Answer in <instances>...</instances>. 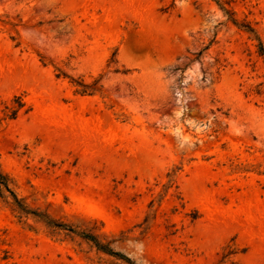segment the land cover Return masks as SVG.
<instances>
[{"label":"rangeland","instance_id":"1","mask_svg":"<svg viewBox=\"0 0 264 264\" xmlns=\"http://www.w3.org/2000/svg\"><path fill=\"white\" fill-rule=\"evenodd\" d=\"M0 165L138 264H264L258 40L214 0H0ZM0 264L123 263L0 200Z\"/></svg>","mask_w":264,"mask_h":264},{"label":"trees","instance_id":"2","mask_svg":"<svg viewBox=\"0 0 264 264\" xmlns=\"http://www.w3.org/2000/svg\"><path fill=\"white\" fill-rule=\"evenodd\" d=\"M221 9L227 15L228 21L232 22L239 28L246 30L247 32L253 34L258 40L259 52L264 55V44L259 35L257 34L255 28L246 21H239L231 7L226 6L223 0H214ZM208 48V47H206ZM205 48V49H206ZM203 50L198 53V56H201ZM59 76V74H58ZM77 86L76 91L81 94H90L93 92V89L90 85L84 83L81 80H73ZM13 101L16 105L10 107L9 105L5 106V117L7 119H15L18 115V112L25 106V102L22 101L21 96H15ZM0 200L5 202L11 210L16 213L19 218L22 217H32L37 221L43 222L48 228L64 232L65 234L71 237H80L82 240L87 242L92 248L97 252L107 254L116 260H119L123 264H138L133 258L128 254L124 253L121 250H118L113 245L115 239H107L102 234L95 232L92 229L80 228L75 226L72 223L66 222L61 219L52 217L49 213L39 210L38 208H33L25 199L19 195L16 189V183L13 177L6 172L0 165Z\"/></svg>","mask_w":264,"mask_h":264}]
</instances>
